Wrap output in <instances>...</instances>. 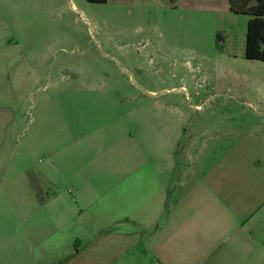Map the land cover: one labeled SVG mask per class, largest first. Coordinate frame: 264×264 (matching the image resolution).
I'll use <instances>...</instances> for the list:
<instances>
[{
  "label": "rangeland",
  "instance_id": "1",
  "mask_svg": "<svg viewBox=\"0 0 264 264\" xmlns=\"http://www.w3.org/2000/svg\"><path fill=\"white\" fill-rule=\"evenodd\" d=\"M219 14L0 0V185L121 169L126 205L168 190L180 262L264 264V62L217 47Z\"/></svg>",
  "mask_w": 264,
  "mask_h": 264
},
{
  "label": "crops",
  "instance_id": "2",
  "mask_svg": "<svg viewBox=\"0 0 264 264\" xmlns=\"http://www.w3.org/2000/svg\"><path fill=\"white\" fill-rule=\"evenodd\" d=\"M186 4L197 12L230 11L228 0ZM120 161L126 168L124 155ZM122 173L88 170L52 176L43 167L29 173L21 190L0 185V264H185L178 258L176 225L170 233L164 234L167 226L158 233L164 218L170 225L178 217L168 211V190L161 187L154 200L146 197L126 205V191L105 182ZM52 187L57 188L45 194ZM155 227L157 232L150 234Z\"/></svg>",
  "mask_w": 264,
  "mask_h": 264
},
{
  "label": "trees",
  "instance_id": "3",
  "mask_svg": "<svg viewBox=\"0 0 264 264\" xmlns=\"http://www.w3.org/2000/svg\"><path fill=\"white\" fill-rule=\"evenodd\" d=\"M86 1L90 4H105L108 0ZM228 1L230 13L218 15L217 47L231 56L264 62V0ZM228 20L235 29L233 37L226 44L224 24Z\"/></svg>",
  "mask_w": 264,
  "mask_h": 264
}]
</instances>
